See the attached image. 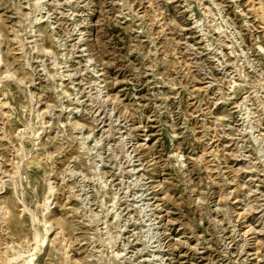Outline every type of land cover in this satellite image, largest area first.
I'll return each mask as SVG.
<instances>
[{"label": "rangeland", "instance_id": "obj_1", "mask_svg": "<svg viewBox=\"0 0 264 264\" xmlns=\"http://www.w3.org/2000/svg\"><path fill=\"white\" fill-rule=\"evenodd\" d=\"M0 264H264V0H0Z\"/></svg>", "mask_w": 264, "mask_h": 264}]
</instances>
